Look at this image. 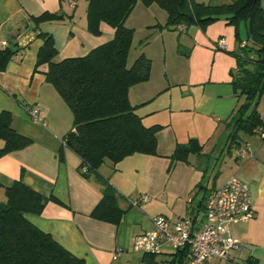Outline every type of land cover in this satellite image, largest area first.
<instances>
[{
	"label": "crops",
	"instance_id": "1",
	"mask_svg": "<svg viewBox=\"0 0 264 264\" xmlns=\"http://www.w3.org/2000/svg\"><path fill=\"white\" fill-rule=\"evenodd\" d=\"M261 3L264 8V0ZM86 10V0H0V48L3 41L19 48L0 71V112L9 111L11 127L32 139L26 147L0 156V204L6 200V187L21 180L54 198L39 214L26 218L82 258L83 264H160L176 251L164 245L159 254L143 253L133 248L134 238L152 228L156 215L171 221L194 219L205 198L235 175L248 184L254 216L227 226L226 234L244 244L242 252L231 250V260L212 262L264 264V138L257 132L241 133L239 147L228 149L232 116L244 102L231 85L236 72L232 52L240 46L235 33L237 29L245 41L244 21L237 26L217 20L204 29L196 25L173 29L164 27L167 14L158 5L138 2L125 22L134 31L128 65L144 54L152 67L147 81L128 89V100L145 127H160L157 154L134 153L83 172L80 158L62 141L72 129V112L45 80L46 65L36 71L34 66L43 43L39 32L53 37L57 60L86 55L113 37L105 23L100 24L99 35L90 33ZM43 13L57 17L33 23L31 17ZM219 39H224L226 51L217 46ZM29 105L39 106V120L29 116ZM256 110L264 123V92ZM192 138L201 151L190 153L187 161L172 160L176 145ZM3 145L0 138V148ZM102 179L114 187L116 205L123 210L116 224L91 214L103 196ZM142 195L148 200L137 201Z\"/></svg>",
	"mask_w": 264,
	"mask_h": 264
},
{
	"label": "trees",
	"instance_id": "2",
	"mask_svg": "<svg viewBox=\"0 0 264 264\" xmlns=\"http://www.w3.org/2000/svg\"><path fill=\"white\" fill-rule=\"evenodd\" d=\"M87 29L93 35L101 33L100 24L113 29V37L86 55L56 59L57 49L53 37L44 32L37 35L43 41L38 50L34 71L46 65L45 80L52 84L73 116L72 129L63 137L65 146L80 158V166L97 171L106 160L113 164L134 154L156 155V132L159 126L145 127L140 116L128 100V89L150 77L152 62L140 54L131 65L133 29L125 22L138 2L144 6L158 5L167 14L164 27L175 28L196 25L204 29L208 24L224 20L237 26L244 21L246 39L243 42L236 29L239 48L232 52L236 72L231 85L236 95L244 96L231 119L228 149L239 147L241 133L257 132L262 138L264 123L256 110L264 92V8L261 0H231L228 3L196 0H86ZM43 13L31 17L33 23L55 19ZM244 43L241 46V43ZM19 50L6 45L0 48V71ZM226 51V49H224ZM0 138L4 140L0 156L26 147L32 139L11 127V113L0 112ZM201 145L194 138L177 144L172 160L187 161L190 153H199ZM86 174V173H85ZM103 196L92 210L98 220L118 223L123 213L116 205L115 189L102 179ZM6 200L0 204V264H83L84 260L73 255L59 244L50 233L33 225L26 214H39L52 196L46 197L21 180L6 187ZM187 248L178 250L169 264H183Z\"/></svg>",
	"mask_w": 264,
	"mask_h": 264
},
{
	"label": "built area",
	"instance_id": "3",
	"mask_svg": "<svg viewBox=\"0 0 264 264\" xmlns=\"http://www.w3.org/2000/svg\"><path fill=\"white\" fill-rule=\"evenodd\" d=\"M2 44L7 45L6 41ZM243 45L244 43L241 44ZM217 46L224 49V39H219ZM26 110L33 120H39L38 105H29ZM261 135H264L262 130ZM244 152L245 149H242L241 154ZM82 171L86 172L87 167L83 166ZM147 200V195L137 199ZM199 212L201 215L198 213L194 219L181 217L175 221L163 215L154 216L151 219L152 228L134 238L133 248L147 254L161 253L164 245H168L173 251L187 248L185 264H213V258L231 260V250L242 252L244 244L226 232L230 223L248 221L254 216V206L246 182L235 175L230 176L205 198Z\"/></svg>",
	"mask_w": 264,
	"mask_h": 264
},
{
	"label": "rangeland",
	"instance_id": "4",
	"mask_svg": "<svg viewBox=\"0 0 264 264\" xmlns=\"http://www.w3.org/2000/svg\"><path fill=\"white\" fill-rule=\"evenodd\" d=\"M202 1H205V2H207L208 0H202ZM140 3V2H139ZM137 5V4H136ZM174 31H177V30H174ZM227 149H225V151H226ZM201 215V212H199V216Z\"/></svg>",
	"mask_w": 264,
	"mask_h": 264
}]
</instances>
